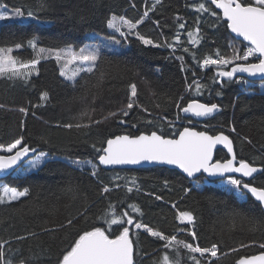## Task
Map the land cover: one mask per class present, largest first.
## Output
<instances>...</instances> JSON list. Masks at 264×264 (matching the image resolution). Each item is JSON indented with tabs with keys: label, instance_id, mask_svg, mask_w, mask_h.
I'll use <instances>...</instances> for the list:
<instances>
[{
	"label": "trees",
	"instance_id": "1",
	"mask_svg": "<svg viewBox=\"0 0 264 264\" xmlns=\"http://www.w3.org/2000/svg\"><path fill=\"white\" fill-rule=\"evenodd\" d=\"M200 3H206L216 15L196 11ZM0 4L11 11L21 9L24 17H30L29 11L33 13L32 21L0 24V48L24 45L13 53L19 61L36 58L28 40L36 39L37 45L46 49L78 50L89 42L90 33L103 38L116 36L108 27L112 17H123L131 23L143 19L123 41L124 52L101 53L94 71L83 73L73 83L61 77L57 61L51 58L39 60L27 83L0 77V146L6 147L23 137V143L35 149L29 157L41 152L49 156L36 172L4 180L8 186L29 190L27 196L17 201L0 204V243L4 244L6 260L12 264L22 260L25 264H57L61 253L69 249L78 235L93 226H101L114 238L122 228L113 225L109 229L98 218L105 212L109 217L127 212L133 219V225L125 226L130 228V238L138 253L136 264H164L165 254L170 257V264H196L197 260L207 264V259L177 244L164 248V241L134 230L136 222L202 248L217 245L218 258H209L213 264H235L242 256L264 252L259 247L264 243V212L247 195L240 200L235 192L211 182L196 188L194 184L202 183L203 177L190 181L167 168L106 171L98 167L93 176L91 171L72 165L76 161L97 163L99 153L93 145L105 146L107 139L117 135L137 136L155 131L175 138L188 126L211 135L225 133L234 143L238 162L264 169V93L252 87L256 93L247 94L235 81L236 77L252 82L264 79H250L239 72L232 79L216 76L219 70H231L245 61H235L226 68L200 67L204 58H217V52L229 59L234 54L242 55L245 45L229 33L227 22L210 0H161L159 4L155 0H0ZM181 23L185 24L184 29L178 27ZM196 29L199 43L193 45L188 43V32ZM135 32L157 44H173L175 51L167 46H146L136 39ZM178 57H183V61ZM133 84L137 96L129 110L127 103ZM44 93L48 99L42 101ZM180 97L184 107L197 100L215 103L221 112L202 123L207 129L189 125L192 120L185 119L175 103ZM22 107L28 110L27 115L19 111ZM122 111L129 115L123 116ZM84 112L87 115L82 117ZM111 112L121 115L104 119ZM89 116L102 122L82 128L63 127L88 124ZM120 119L127 123L120 124ZM227 158L223 151L216 152L215 160ZM133 178L135 186L129 193L127 188L133 187L129 183ZM250 184L264 189V171ZM104 186L110 188L108 193H102ZM157 195L162 199L156 200ZM184 211L194 215L193 224L180 223L178 213ZM68 220L73 223L67 225ZM189 232L197 238L194 240Z\"/></svg>",
	"mask_w": 264,
	"mask_h": 264
},
{
	"label": "snow or ice",
	"instance_id": "2",
	"mask_svg": "<svg viewBox=\"0 0 264 264\" xmlns=\"http://www.w3.org/2000/svg\"><path fill=\"white\" fill-rule=\"evenodd\" d=\"M156 4L161 3V0H155ZM211 3L215 5L216 9L222 10L223 18L227 22V29L234 33L237 37H242L243 41L247 42L243 51V54H234L229 59L221 56L217 52V58L207 57L204 58L200 64L201 68L209 65H214L221 68H226L229 64H233L235 61H245L246 63L236 64L231 70H219L216 76L221 78L232 79L234 73L244 72L250 76L259 75L264 79V0H211ZM44 5H41L43 8ZM196 11L208 12L211 15H216L214 10H211L206 3H200ZM24 12L17 8L11 14L7 12L0 13V21L10 19L13 17H23ZM28 16L32 17L33 13L28 12ZM148 16V11H145L144 17ZM35 18V17H33ZM179 19V18H178ZM139 23H143V19L137 23H131L125 20L123 17H112L108 21V27L112 28L116 32H119L125 39L134 33V30L138 27ZM158 24V22H156ZM127 27L128 31H121V27ZM180 29L185 28V24H179ZM199 29L195 32H188V43L197 44L199 43L198 37ZM136 39L140 40L141 43L152 47H163L167 46L175 51L173 44L166 43L165 45L154 43L151 39H146L141 36L138 32H135ZM115 43L119 44L121 41L111 37ZM175 42L180 43L179 33L175 37ZM27 45L35 51L37 45L34 39L28 40ZM24 45L17 43L15 49L20 50ZM231 47V46H230ZM12 48L4 49L0 48V74L10 72L11 75L7 76V79L14 80L19 79L28 82L27 78L35 70L36 65L39 63L40 57L33 58L28 61H18L11 55ZM188 51L187 48L184 49ZM234 53H237L236 49H233ZM39 53L43 59H55L58 62L61 59L64 60V66L61 68L60 75L66 80H73L78 73L68 75L64 68L73 63H79V71L92 73L97 66L100 53L96 49L81 48L79 52H76L73 48L67 47L62 50H48L39 49ZM47 53V55H44ZM255 56L258 62H248L250 57ZM183 61V57H178ZM18 65V67H17ZM19 69H25L24 72H20ZM183 70V68L181 69ZM215 82L219 83L218 80ZM131 87V94L127 103V109H132L135 105L134 97L137 96L136 86L133 84ZM220 93H217L219 95ZM40 99L45 101L48 99L47 93L41 95ZM180 100L175 101L177 108L183 113H191L196 117H207L212 115L215 111H218V105L191 102L186 107L182 106ZM2 107V106H0ZM19 111L27 115L28 110L20 108ZM35 114V113H33ZM87 115V112L81 114L83 117ZM121 115L118 112H111L104 119L109 117H115ZM123 116H128V111H122ZM102 121L92 120L89 116V123H77L75 125L66 124L63 127L67 128H82L89 127L91 124H99ZM150 122V121H149ZM120 124H125L127 121L124 119L119 120ZM24 123L21 122V128L23 129ZM135 127V125H133ZM234 130V129H233ZM222 144L227 152L233 154V144L228 136L219 135H207L205 132L193 131L189 128H184L179 133L178 139H166L161 135H158L155 131L151 135H117L114 138L106 140V146L96 147L93 145L94 150L99 153L98 160L100 165H136L142 161L156 162L160 164L175 165L188 177H193L196 173H206L208 177L224 176L225 173H240L243 177H252L254 173L260 171L255 166H251L249 163L240 161L239 166H234L236 159L235 155H232V159L225 160L224 162H212L213 148L216 145ZM35 152V149H30L28 145L23 143V137L15 139L12 143L6 147L0 146V152L13 153V155H0V171L12 169L18 161L22 158L27 157L29 152ZM46 156L45 153L41 152L35 161H31V168L35 169L40 165L41 160ZM76 167H81L79 161L74 162ZM93 176L97 175V169L92 166ZM119 178V177H117ZM133 187H128L127 191L131 193L135 186V179L129 182ZM233 189L236 190L237 195L243 196V189H246L248 193L259 202L262 208H264V189L251 186L249 183L243 182L241 179L231 178L227 181ZM167 184V181L165 182ZM110 188L104 186L102 193H108ZM29 190H18L16 187L8 186L7 184L0 185V204L5 202L11 203L19 200L21 197L27 196ZM188 190L185 189V195ZM156 200H161L162 197L155 196ZM130 207H133L130 205ZM112 209V205H109V211ZM135 211L139 212L140 209L136 208ZM104 223L107 224L108 228L111 229L113 225H118L122 230L119 231L118 235L114 238L108 234L101 226H93L91 230H84L82 234L78 235V238L69 245V249L61 253V256L57 259V264H136L135 256L138 254L134 249V243L130 238V228L125 226L133 225L134 221L127 212L123 216H116L114 213L109 217L108 212H105L103 217ZM194 215L191 212L184 211L178 213V220L180 223L193 224ZM72 220L67 221V225H71ZM65 225H61L64 227ZM135 229L143 230L148 236L157 238L164 241V248H171L173 243L178 246H182L187 249L190 253H199L200 257L207 259V264H213V260L209 258H218L219 248L217 245H212L211 248H202L198 245H193L189 242L178 240L175 235L168 236L161 231L155 230L147 225H142L136 222L134 224ZM46 231L48 229H45ZM184 231V229H181ZM32 235H35L34 233ZM189 235L195 240L197 237L194 232H189ZM17 239H24V237H17ZM248 245H241V247H247ZM260 248L264 249V243L259 245ZM4 244L0 243V264H12L11 260H6L4 252ZM232 251H238V249H232ZM195 259V257H193ZM164 264H170V257L165 254L163 256ZM20 264H25L22 260ZM196 264H201L200 260L196 261ZM236 264H264V254L253 255L250 258H240L236 261Z\"/></svg>",
	"mask_w": 264,
	"mask_h": 264
},
{
	"label": "rangeland",
	"instance_id": "3",
	"mask_svg": "<svg viewBox=\"0 0 264 264\" xmlns=\"http://www.w3.org/2000/svg\"><path fill=\"white\" fill-rule=\"evenodd\" d=\"M3 12H7L9 14H11L13 11L9 10V9H6L5 7H3L1 4H0V13H3ZM12 20H16L18 22H28L29 20L32 21V18L30 17H13V18H10V19H6V20H3V21H0V24L6 22V21H12ZM110 31L116 35L114 36L115 39L117 40H120L121 42L119 44L115 43L113 39L111 38H103L97 34H94V33H90L87 35V38L89 39V42L86 43L82 48H86V49H96L99 51V53H103V52H107V53H111V54H119V53H122L126 50V45L123 44V41L125 40V38L123 36L120 35L119 32H116L115 30H113L112 28H109ZM121 31L123 32H127L128 29L127 27L125 26H122L121 27ZM117 37H120L121 39L117 38ZM35 42H36V45H37V41L36 39H34ZM29 47V46H28ZM31 48V47H29ZM42 48V47H39L37 45V49L34 51L36 52V58L37 57H40L39 60L43 59L42 58V55L39 53V49ZM67 48V47H66ZM72 48V47H71ZM4 49H8V48H4ZM13 51L11 53H6L7 55H11L13 56L14 58H16L13 53L15 50V48H12ZM32 49V48H31ZM43 49H46V48H43ZM62 49H65V48H62ZM62 49H48V50H52L53 52L56 51V50H62ZM74 49V48H73ZM81 49V48H80ZM76 50L74 49L76 52H79V50ZM244 49V48H243ZM33 50V49H32ZM243 54V52H242ZM44 55H47V53H45ZM17 59V58H16ZM18 60V59H17ZM19 61V60H18ZM57 61V60H56ZM58 63V66H59V69L61 71V68L64 66V60L61 59V61H57ZM18 67V65H17ZM79 68H80V65L79 63H73L71 65H68L67 68H64L65 72L68 74V75H73V73H78L76 76H75V79L73 80H66L64 77H62L65 81L67 82H71L73 83L77 78L80 77V75H82L83 73H88V72H83V71H79ZM25 69H19L20 72H23ZM11 75L10 72L8 73H4V74H0V77L1 76H9ZM235 81L238 83V85L245 91V93L247 94H254L256 93L255 90L252 89V87H257L258 88V92L260 93H264V81H260V82H252L250 81L249 79H246L244 77H236ZM193 126L195 127H201V128H207L205 125H203L202 123H193L192 124ZM205 126V127H204ZM14 153V152H13ZM13 153H4V152H0V154H3L5 156L7 155H11ZM31 154V153H30ZM40 154V153H39ZM39 154H36L34 155L33 157H29L26 159V161L14 172L13 175L15 176H19V177H22V176H25V175H28L30 173H33V172H36L45 162H47L49 160V156L47 155L46 153V156L41 160L40 162V165L33 169L31 168V161H35L37 159V157L39 156ZM32 155V154H31ZM81 164V167H76L75 164H72L74 165L76 168L78 169H81V170H89L91 171L92 173V166H95L97 171H98V166L96 163H92L90 161H86V162H80ZM231 179V178H226V179H223L221 181H218V182H215L218 186L222 187V188H225L229 191H233L236 193V190L232 188L231 185H229L227 183V181ZM2 184H6L4 181H0V185ZM206 184H210L207 180H204L202 183H195V187L196 188H201L203 185H206ZM237 195V193H236ZM239 197L240 200H244L245 199V194L243 196L241 195H237ZM22 198V197H21ZM133 229L136 230V231H142L144 232L142 229L141 230H137L135 229V227L133 226ZM146 233V232H145ZM173 244H176V243H173ZM187 250V249H186ZM197 255H199V253H195ZM200 256V255H199ZM203 258V257H201Z\"/></svg>",
	"mask_w": 264,
	"mask_h": 264
},
{
	"label": "water",
	"instance_id": "4",
	"mask_svg": "<svg viewBox=\"0 0 264 264\" xmlns=\"http://www.w3.org/2000/svg\"><path fill=\"white\" fill-rule=\"evenodd\" d=\"M211 1V0H210ZM214 8H215V5L213 4ZM216 9V8H215ZM217 12L220 13L221 15V18L223 21L226 22V20L223 18V13H222V10L220 9H216ZM229 30V29H228ZM229 33L237 40V41H240V42H243L244 44H247L246 41H243V38L242 37H237L234 33H232L230 30H229ZM238 74L240 75H243V76H246V77H249L250 79H259L261 78L259 75H256V76H250L249 74L247 73H244V72H239ZM195 102H199L197 100H193ZM193 101H190L188 103H191ZM187 103V104H188ZM199 103H202V102H199ZM186 104V106H187ZM185 106V107H186ZM219 110L218 111H215L212 115L210 116H207V117H196L194 115H192L191 113H188V114H185L182 112L183 114V117L185 119H189V120H192L196 123H203L205 120H209L213 117H215L217 114H219L221 112V108L218 107ZM186 128V127H184ZM183 128V129H184ZM187 128L193 130V131H200V130H197L195 128H191V127H188ZM183 129L180 130L183 131ZM179 132V133H180ZM200 132H205L207 135H211L209 134L208 132L206 131H200ZM179 133L177 134V136L175 138H168V137H164L166 139H178L179 138ZM141 134H144V135H151V133L147 134V133H141ZM139 134V135H141ZM158 134V133H157ZM219 134H223V135H226L225 133H218L216 135H219ZM159 135V134H158ZM138 136V135H137ZM214 136V135H213ZM228 136V135H226ZM229 137V136H228ZM229 139L232 141V139L229 137ZM232 144H233V154L232 155H235V150H234V143L232 141ZM106 146V144H105ZM223 151L226 155H227V160L228 159H232V155H230L228 152H227V149L224 148V146L222 144H219V145H216L214 148H213V156H212V162L215 163V162H224V161H217L215 160V155H216V152L217 151ZM14 154V153H13ZM11 154V155H13ZM236 157V155H235ZM28 158L27 157H24L22 158L21 161H18L16 165L13 166L12 169H8V170H5V171H0V181H4L6 178H8L9 176H12L14 174V172L26 161V159ZM248 163V162H247ZM97 166L100 168V169H103V170H106V171H113V170H139V169H147V168H155V167H159V168H167V169H170V170H175L177 171L178 173H180L182 176H184L186 179L190 180V181H194L196 180L197 178H200V177H203L204 179H206L208 182H211V183H215V182H218V181H221L223 179H226V178H237V179H241L243 182H246V183H250L254 178H256L258 175H260L261 173H263L264 169L260 166H255L257 167L258 169H260V171L256 172L253 174L252 177H243L240 173H225L224 176H216V177H208L206 173H196L194 174L193 177H188L185 173H183L179 168H177L175 165H167V164H160V163H156V162H148V161H142L141 163L139 164H136V165H110V166H104V165H100L99 164V160H97ZM234 166L238 167L239 166V162L237 160V158L235 159L234 161ZM253 166V165H251ZM251 185V184H250ZM253 186V185H251ZM243 193L247 196H249L252 200H254L257 204H259L258 201L255 200V198L251 195V193H248L246 189H243L242 190ZM260 205V204H259ZM261 206V205H260ZM262 208V207H261ZM262 211L264 212V208H262ZM260 254H264V252H259L257 254H253V255H260ZM253 255H249V256H242L244 258H250L251 256ZM240 257V258H242ZM239 258V259H240ZM236 264V262H235Z\"/></svg>",
	"mask_w": 264,
	"mask_h": 264
},
{
	"label": "built area",
	"instance_id": "5",
	"mask_svg": "<svg viewBox=\"0 0 264 264\" xmlns=\"http://www.w3.org/2000/svg\"><path fill=\"white\" fill-rule=\"evenodd\" d=\"M245 45H247V44H245ZM245 45H244V47H245ZM249 60H253V61L258 62V60H257V58H256L255 56L250 57ZM189 89H190V87L187 86V91H189ZM193 123H194V122H189L188 124H189V125H192ZM192 126H193V125H192ZM204 127H205V126H204ZM206 129H207V128H206Z\"/></svg>",
	"mask_w": 264,
	"mask_h": 264
},
{
	"label": "bare ground",
	"instance_id": "6",
	"mask_svg": "<svg viewBox=\"0 0 264 264\" xmlns=\"http://www.w3.org/2000/svg\"><path fill=\"white\" fill-rule=\"evenodd\" d=\"M202 53V52H201ZM217 55V54H216ZM213 80V79H212ZM148 117V116H147ZM132 123V122H131ZM127 174V173H126ZM107 210V209H106ZM102 220V219H101ZM11 257V256H10Z\"/></svg>",
	"mask_w": 264,
	"mask_h": 264
},
{
	"label": "crops",
	"instance_id": "7",
	"mask_svg": "<svg viewBox=\"0 0 264 264\" xmlns=\"http://www.w3.org/2000/svg\"><path fill=\"white\" fill-rule=\"evenodd\" d=\"M23 198V197H22ZM21 199V198H20Z\"/></svg>",
	"mask_w": 264,
	"mask_h": 264
},
{
	"label": "flooded vegetation",
	"instance_id": "8",
	"mask_svg": "<svg viewBox=\"0 0 264 264\" xmlns=\"http://www.w3.org/2000/svg\"><path fill=\"white\" fill-rule=\"evenodd\" d=\"M250 184V183H249Z\"/></svg>",
	"mask_w": 264,
	"mask_h": 264
}]
</instances>
